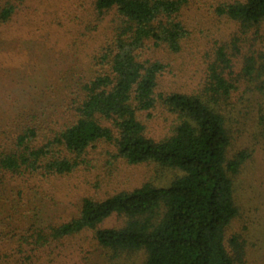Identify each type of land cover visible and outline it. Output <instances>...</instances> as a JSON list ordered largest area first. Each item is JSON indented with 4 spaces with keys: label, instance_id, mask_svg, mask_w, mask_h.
<instances>
[{
    "label": "trees",
    "instance_id": "16d2710c",
    "mask_svg": "<svg viewBox=\"0 0 264 264\" xmlns=\"http://www.w3.org/2000/svg\"><path fill=\"white\" fill-rule=\"evenodd\" d=\"M186 1L96 0L98 14L114 12L113 34L97 57L99 70L77 84L71 118L51 133L22 122L13 140L0 145V179L70 174L100 143L128 164L152 163L173 173L163 185L146 182L105 199L83 198L77 216L23 237L33 249L91 232L92 251L84 264H245L239 232H228L245 208L261 210L264 204L263 193L250 200L254 206L244 205L237 185L248 160L259 148L264 151V0L216 9L238 22L241 33L254 30L263 43L244 57L238 72L234 37L235 52L216 47L202 87L158 92L168 65L149 53L181 50L188 30L178 14ZM15 9L10 1L3 5L0 23ZM159 103L177 123L169 136L155 140L145 134L138 114ZM113 215L122 225L101 227Z\"/></svg>",
    "mask_w": 264,
    "mask_h": 264
},
{
    "label": "rangeland",
    "instance_id": "374dc122",
    "mask_svg": "<svg viewBox=\"0 0 264 264\" xmlns=\"http://www.w3.org/2000/svg\"><path fill=\"white\" fill-rule=\"evenodd\" d=\"M9 1L15 12L0 23V145L13 140L22 122L31 121L41 133H51L71 118L70 100L79 92L77 84L99 70L97 57L112 38L114 21L113 11L97 13L96 0H0V8ZM234 1L244 0L186 1L178 14L188 30L181 50L173 54L158 48L149 53L168 65L159 78L158 92L192 93L202 87L216 47L224 45L235 52L234 37L239 38L233 58L236 72L244 57L263 44L254 30L241 33L238 22L217 13L220 4ZM138 117L145 134L155 140L169 136L177 123L176 115L160 103ZM114 152L112 146L100 143L70 174L1 178L0 264H84L92 251L91 232L38 249L23 237L77 216L85 197L101 200L146 182L163 185L173 176L156 164H128ZM237 185L244 205L254 206L250 200L263 195L261 148L244 166ZM245 210L228 233L239 232L245 264H264V204L261 210ZM121 225L122 219L113 215L101 227Z\"/></svg>",
    "mask_w": 264,
    "mask_h": 264
}]
</instances>
